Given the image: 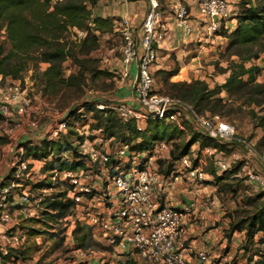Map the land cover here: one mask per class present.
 I'll list each match as a JSON object with an SVG mask.
<instances>
[{
    "label": "built area",
    "instance_id": "built-area-1",
    "mask_svg": "<svg viewBox=\"0 0 264 264\" xmlns=\"http://www.w3.org/2000/svg\"><path fill=\"white\" fill-rule=\"evenodd\" d=\"M148 2V11L140 29L134 30L127 17L120 21L123 38L122 74L130 83L136 100L119 99L113 105L95 103L97 108L114 109L126 130L128 124H134L137 130L142 132L150 122L165 121L184 132L192 130L195 133H203L224 147H201L199 142V149L209 157L217 172L223 173L240 166L239 175L245 178L248 185L264 188V153L250 140L241 136L233 123L222 119L220 114L199 112L190 102L156 90L153 66L158 59L159 45L165 39L167 31L162 20L163 1ZM194 3L202 18L210 22L211 30L217 29L230 17L228 0H194ZM172 12L175 25L182 30L183 36L193 34L194 22L188 5L179 2L173 6ZM134 69L135 76L132 75ZM26 95L20 83L11 85L0 95V115L3 118L9 116V109L14 105L19 113H27L29 100ZM83 109L85 110L84 106L81 111ZM84 113L73 118L80 120ZM69 123V119L60 122L49 133L45 143L57 139L69 127ZM32 125L37 124L32 122ZM17 127L6 126L3 132L12 136ZM79 136L76 147L82 155L78 160L83 161L85 166L63 170L56 167L51 171L53 186L59 179L69 184L64 199L75 202L69 216L61 220H69L67 224L72 230L75 229V222L90 227L98 232L101 241H105L113 251L124 252L130 256L136 254L142 264H193L187 258L188 246L183 232L185 219L198 204L191 201L184 208H178L170 204L161 206L158 202L157 188L161 174L159 166L154 162L162 154L171 158L175 149L172 140H157L150 148L134 150L129 144L115 137L108 138L99 129H88L80 132ZM98 138H102V141L105 138L110 139L109 146L97 143ZM18 151L12 182L3 187L0 201L1 221L7 225L11 224L15 229L18 228L17 215L26 218L40 217L42 212L47 210L43 200L51 195L48 191L52 189L42 188L41 195L36 199H32L31 190L23 191L18 199L11 200L12 188L22 185L21 181L36 163L33 157L26 155L25 146L20 147ZM41 161L46 164L45 160ZM122 162L130 163L127 173L117 167V164ZM173 163L171 173L200 180L207 177V173L193 163L189 154L183 155ZM199 163L206 164L207 161L199 159ZM102 176L108 185L111 183L113 193L109 186L104 191L97 189L96 182ZM10 233L2 248L4 254L8 253L9 247L23 244L19 234H16L17 231ZM81 252L84 256V252ZM209 257L207 250H199L198 264L207 261Z\"/></svg>",
    "mask_w": 264,
    "mask_h": 264
},
{
    "label": "rangeland",
    "instance_id": "rangeland-1",
    "mask_svg": "<svg viewBox=\"0 0 264 264\" xmlns=\"http://www.w3.org/2000/svg\"><path fill=\"white\" fill-rule=\"evenodd\" d=\"M240 1L241 0H235L234 2H229L232 6H230V17L228 19L233 17L232 13L239 10ZM98 2L94 6L90 5V24H92V26H94L93 20L97 17L96 7ZM235 6H237V11H233V7ZM2 26L0 30V44L2 43L6 48H10L11 45L7 38L6 25L2 24ZM93 32L97 37L98 45L92 50L91 42H93L94 38H91L87 43H83L86 34L77 27H70L62 38V42H64L66 48L73 50L89 68L85 69L84 80L80 82L82 85L81 87L70 85L63 86L57 90L55 87L47 86L43 77V72L49 64L41 60L39 57L40 51H36L31 55L27 67L21 71L16 78L10 75L6 77L0 76V95L5 90H8L11 85L20 83L22 88L25 89L27 99L29 100L27 113H19L17 106L14 105L9 109L11 112L9 116H6V118L0 117V201H2L1 196L4 190L2 185L7 184L5 185V187H7L12 182L10 176L14 175V167L18 161V150L20 147L29 143L33 146L37 144H40V146L43 145L49 133L53 131L60 122L68 119L72 124H70L55 140L63 142L67 139L75 144L74 140L77 139L80 132L91 129L92 127L90 128V124L94 122L92 118L93 113L86 112L84 109L81 111V107L85 103L101 102L113 105L121 99L119 92L128 81L122 74L123 38L120 22L113 23L110 21L101 30L95 29ZM232 60L239 61V57L228 54L226 52V47L223 49L217 48L215 51H209L204 54L201 65L189 69L183 68V70L180 67L179 76L183 80H187L184 75L186 71H190L191 75L188 81L199 78L207 81L210 86L213 87L216 84H222L226 81V78L231 72L228 68L231 66ZM251 64L261 68L259 72H256V77L257 82L264 84V52L260 54L259 58L247 63L248 66ZM175 66L176 57L173 54L168 55L165 51L161 50L153 66L156 80L155 88L158 92L172 96V93L165 92L167 88L163 86V74H158L157 71L171 70ZM79 71L80 67L71 58H68L64 62V73L66 77L71 73L78 74ZM132 75H136V69L133 70ZM240 94L228 97L225 91L221 92V96L224 98L226 104L222 108V113L219 114L222 119L233 123L241 136L250 140L257 146L259 139L264 135V126H259L260 119L264 116V95H255L258 99H261L259 104L256 105L255 103L249 102V100H254L252 97L249 99V94ZM82 112H85L82 114L84 116L83 118L80 120L73 118L79 116ZM32 122H35L37 125L33 126ZM13 125L18 126L14 135L9 136L3 132L6 126ZM71 130L76 133H72ZM185 133L184 135L176 136L172 140L175 148L174 150H176L177 154L180 151V146L187 143L195 132L188 130V132ZM102 134L107 136L104 130H102ZM125 142H129V140L126 139ZM199 142L200 141L192 145L188 154L193 163L200 166L204 172L207 173L206 178L209 176L213 178L210 172L214 168V165L209 157L204 155L201 149H199ZM128 144L132 146L130 143ZM197 157L199 158L197 159ZM199 159L207 161V163H199ZM170 160L167 154H162L158 157L157 162H159L160 173H168V169L173 168L174 165H171ZM34 165V167L28 170L26 176L21 181L22 185H17L12 188L11 200L13 198L14 200L18 199L23 191L28 190H31L30 194L32 199H36L41 195V187L38 185L42 181L50 179V170L46 169L45 165L42 163H34ZM125 165L128 164L125 163ZM126 169L127 168H124L123 170L126 171ZM172 171L173 169L170 172ZM243 178V176H238V180H242ZM232 179L233 177L225 182L228 183V181L230 182ZM195 182L207 187V193H203L205 196L203 199L210 200L214 195L218 196L220 205L223 209V213L220 216L223 226L219 232H217V235L220 237H227L232 217L236 216L237 212L242 214L244 209L249 210L253 208L245 205L244 199L246 193L244 188L247 187L246 182H244V180L240 181L242 189L238 190V192H224L222 194L217 193L216 185L211 183L209 179H197ZM225 182L221 183L222 187ZM55 184V186H52V189H49V194L67 190L69 187V184L60 179ZM224 188L227 189L228 186H224ZM262 191L263 190L260 189L255 190L254 188H249L248 194H257ZM17 222L18 230L16 234H19L23 244L20 246L16 244L14 248H23L25 246L28 255V258L24 261L20 260L19 264H71L72 261L76 263L80 260L85 261L88 256H90L86 261L88 264H99L102 262L112 264L117 263L118 260L124 257V254L108 250L106 247L108 245L105 242L103 243L104 245L99 244L86 249L79 248L74 236V229H70L67 224L69 220L60 219L55 221L52 228L46 227L43 224H37L35 226L28 221V218L22 215H17ZM217 224L218 222L214 225L212 223L210 228H216ZM4 226L5 231H0V250H2L6 244V238L10 237V231H13L10 227L11 225L5 224L0 219V229H4ZM30 227L39 228L42 232L36 236L29 235L28 232ZM7 228H9V232H6ZM92 231L94 239L101 241L98 232ZM238 234L239 233H237V235ZM262 235V233H259L257 238L259 239ZM257 244L258 243H254V245H251V252L259 248L264 249V245L258 246ZM227 250L232 251L231 254L225 260L222 259V257L215 258L214 260H217V264L219 261H222L223 264L226 262H228L227 264H232L235 261L238 264H246L244 250L240 242H233ZM81 251L84 252V256ZM132 257L136 258L139 264H142L141 259L136 254ZM0 264H5L1 258Z\"/></svg>",
    "mask_w": 264,
    "mask_h": 264
},
{
    "label": "trees",
    "instance_id": "trees-1",
    "mask_svg": "<svg viewBox=\"0 0 264 264\" xmlns=\"http://www.w3.org/2000/svg\"><path fill=\"white\" fill-rule=\"evenodd\" d=\"M97 2L98 0H0V30L3 27L2 24H5L7 38L11 45L10 48H6L4 44H0V76L10 75L16 78L27 67L31 55L36 51H40L39 57L41 60L49 64L43 72L47 86L55 87L57 90L70 85L81 87L80 82L84 80L85 69L89 68L73 50L66 48L62 38L70 27H77L86 34L83 43H87L91 38H94L91 42V50L98 45L97 37L93 31L95 29L101 30L110 21L115 23L117 18L97 16L93 20L94 26H92L90 24V5L94 6ZM235 18L237 24L231 32L225 28L220 29L218 32L229 40L226 52L231 56L239 57V61L232 60L231 66L228 68L231 72L226 81L211 87L207 81L199 78L191 81L183 80L179 76L180 66L176 61V66L171 70L157 71L158 74H163V86L167 88L165 92L172 93V96L190 102L202 113L208 111L216 114L222 113V108L226 104L221 96L223 91L227 93L228 97L240 93V95L249 94V99L251 97L254 99L249 100V102L259 104L261 99H258L255 95H264V84L257 82L256 72H259L261 68L254 64L248 66L247 63L259 58L260 54L264 52V0H241ZM68 58L78 64L80 71L78 74L71 73L66 77L64 62ZM83 106L86 112L93 113L94 122L90 124L91 129L104 130L108 138L115 137L124 141L125 144L130 143L131 148L134 150H145L152 147L157 140H173L176 136L186 134L173 124L165 121L150 122L142 132L138 131L134 124H128V130H126V126L118 119L114 109L101 110L97 108L95 103L91 102L85 103ZM0 117L3 118L1 115ZM69 124H72V122ZM259 126H264V116L261 117ZM71 132L76 133L73 130ZM126 139L129 142L126 143ZM198 141H200L201 147L212 145L224 148L219 142L207 135L194 133L187 143L180 146L178 154L176 150L172 151L171 165H174L175 160L188 154L192 145ZM25 147L27 156L31 155L47 161L45 167L49 170L56 167L63 170L85 166L83 161L77 159L82 154L67 139L63 142L54 140L41 146L31 147V145L25 144ZM257 147L260 151L263 150L264 153V135L259 139ZM66 151L74 152L72 161L64 158ZM170 169H168V173L171 171ZM239 171L240 166H235L231 170L219 174L214 167L210 172L213 176L211 183L217 186L218 192H238L242 189L240 181L244 180L245 182V178L238 180L237 174ZM10 177V180H12L13 176ZM231 177H233L232 181L226 183L225 181ZM223 182L225 184L222 187L221 183ZM5 185L7 184L2 185V188ZM38 186L41 188L52 187L53 184L49 179L42 181ZM224 186H228V188L225 189ZM249 188H251V185L248 184L244 188L246 193L244 201L245 205L253 208L244 209L242 214L237 212V215L232 217L227 236H231L237 231L244 232L245 238L242 247L246 264H264V249L259 248L251 252L250 248L254 243H258V246L264 245V191L257 194H248ZM66 194L67 190H63L46 196L43 201L47 210L43 211L40 217L28 218V221L35 226L43 224L52 228L55 221L68 216L72 212L75 202L71 199L65 200ZM41 232L42 230L39 228L30 227L28 233L36 236ZM259 233L263 235L258 239L257 235ZM74 236L78 247L82 249L99 244L104 245L105 242L95 240L92 229L78 222H75ZM106 247L108 250H112L111 247ZM0 258L5 264H19L20 260L24 261L28 258L27 249H25V246L23 248L9 247L7 254L0 250ZM86 261L81 260L75 264H88ZM99 264L111 263L102 262ZM112 264H139V262L136 258L127 254L117 263ZM232 264L238 263L235 261Z\"/></svg>",
    "mask_w": 264,
    "mask_h": 264
},
{
    "label": "crops",
    "instance_id": "crops-1",
    "mask_svg": "<svg viewBox=\"0 0 264 264\" xmlns=\"http://www.w3.org/2000/svg\"><path fill=\"white\" fill-rule=\"evenodd\" d=\"M162 1V20L167 32L165 39L159 45V52L163 50L168 55L173 54L176 57V61L178 62L182 70L183 68L189 69L201 65V60L204 58V54L208 53L209 51H215L217 48L223 49L227 47L229 41L228 38L220 35L218 32L222 28L229 30V32H231L235 28L237 24V19L235 18L237 12L232 13L233 17L224 20L217 29L211 30L209 26L210 22L202 18L201 14L197 10L194 0ZM228 1L234 2L235 0ZM179 2H182L184 4L187 3L189 12L194 22V32L187 37H184L182 30L175 25V19L173 17V6ZM229 5L232 6L231 4ZM148 7V0H99L96 7V14L97 16L102 17H115L117 18L116 22L118 21V23L119 20L121 21L123 18L127 17L130 20L133 29L136 30L141 28V25L148 11ZM236 8L237 6L233 7V11H237ZM190 75L191 72L186 71L184 76L187 80H189ZM119 96L121 97V99L130 101L136 100V95L134 94L129 82L119 92ZM79 137L80 136H78L77 139ZM77 139L74 140L75 144H73L72 142L75 147ZM98 139L99 141H97V143H100L103 146L105 145L106 147L109 146L110 139L105 138L103 141L102 138ZM36 146H40V144H37ZM73 154V151H66L64 158L72 161L74 158ZM31 157L35 159L36 163L44 164L41 161L42 159L35 158L34 156ZM127 164L128 165H125V162H122L117 164V167H119L121 170H123L124 168L128 169L130 168V163ZM154 164L159 166V162H157V160H155ZM51 171L52 169L49 171L52 175ZM123 172L127 173V171L124 170ZM160 174L161 181L158 184L157 191L159 196L158 202L161 206L170 204L178 208H184L185 205L191 201H195L198 204L196 209L190 216L185 219L184 222L183 237L185 238L186 244L188 246L187 258L190 262H192L193 264H198L197 252L199 250H207L210 253L209 259L200 264H217V260H214L215 258L222 257V259L225 260L231 254L232 251L227 249L233 242H240L242 245L245 238L244 232L237 231L234 232L231 236L227 237H220L217 235V232H219V230L223 226V223L220 220L223 209L220 205V201L217 195H214L210 200L203 199V197H205L203 193H207V187L203 184L196 183L195 181L197 179L189 178L186 175H177L171 172ZM237 175L241 176L239 175V173ZM49 178H51V176ZM205 179L213 180V178L210 176ZM108 186L111 188V191L113 193L114 189L112 188L111 183L108 185L103 176L96 182V187L98 190L102 189V191H104ZM253 188L255 190L260 189L264 191V188H260L258 185H255L253 187L251 186V189ZM217 193L222 194L221 192H218V190ZM102 211H104L103 208ZM217 222L218 224L216 228H210L212 223L214 225ZM10 227L13 229V231L18 230L15 229L12 225ZM0 231H5V226L4 229L2 228L0 229ZM237 233H239L238 235L240 236H238ZM121 254L127 256V253L125 254L124 252H122ZM89 257L90 256H88V258ZM88 258H86V260ZM75 263L76 262L73 261L71 264ZM227 263L228 262H226L225 264ZM218 264H223V262L219 261Z\"/></svg>",
    "mask_w": 264,
    "mask_h": 264
}]
</instances>
